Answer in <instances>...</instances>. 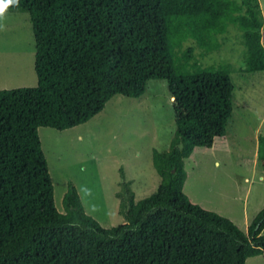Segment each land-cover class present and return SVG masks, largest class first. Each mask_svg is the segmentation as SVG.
I'll list each match as a JSON object with an SVG mask.
<instances>
[{"label": "trees", "instance_id": "16d2710c", "mask_svg": "<svg viewBox=\"0 0 264 264\" xmlns=\"http://www.w3.org/2000/svg\"><path fill=\"white\" fill-rule=\"evenodd\" d=\"M211 17L207 0H0L27 12L36 45L37 87L0 91V264H245L264 261V209L247 233L192 204L182 192L183 161L194 148L223 138L235 85L223 63L202 67L217 52L232 4ZM0 10V11H2ZM264 31V29H263ZM165 81L175 134L153 152L156 191L134 202L121 171L116 193L124 222L111 229L87 216L69 185L54 205L38 129L79 127L115 96L139 99L150 81ZM264 174V137L258 138Z\"/></svg>", "mask_w": 264, "mask_h": 264}, {"label": "rangeland", "instance_id": "374dc122", "mask_svg": "<svg viewBox=\"0 0 264 264\" xmlns=\"http://www.w3.org/2000/svg\"><path fill=\"white\" fill-rule=\"evenodd\" d=\"M226 30L217 35L219 50L201 56L202 67L223 63L235 85L233 113L223 138L211 148H194L183 161L182 192L192 204L230 220L241 232L264 209V174L258 168V138L264 137V0H229ZM214 18L219 0H207ZM36 45L27 12L0 11V91L37 87ZM175 134L172 100L165 81H150L139 99L115 96L87 123L66 131L38 129L53 186L54 205L68 186L84 213L100 227L124 222L118 215L121 171L139 202L153 194L159 177L153 152H166ZM264 236V230L261 232ZM264 264L252 258L249 264Z\"/></svg>", "mask_w": 264, "mask_h": 264}, {"label": "crops", "instance_id": "0c3cea01", "mask_svg": "<svg viewBox=\"0 0 264 264\" xmlns=\"http://www.w3.org/2000/svg\"><path fill=\"white\" fill-rule=\"evenodd\" d=\"M171 100H172V99H171ZM257 257H258V256H257ZM254 258H256V257H254ZM251 259H252V258L247 259L246 262H245V264H249V262H251ZM263 262H264V261H263ZM253 263H254V261L252 262V264H253Z\"/></svg>", "mask_w": 264, "mask_h": 264}, {"label": "snow or ice", "instance_id": "6c2138e0", "mask_svg": "<svg viewBox=\"0 0 264 264\" xmlns=\"http://www.w3.org/2000/svg\"><path fill=\"white\" fill-rule=\"evenodd\" d=\"M4 6L5 5L3 3H0V10H2Z\"/></svg>", "mask_w": 264, "mask_h": 264}, {"label": "clouds", "instance_id": "9594fccd", "mask_svg": "<svg viewBox=\"0 0 264 264\" xmlns=\"http://www.w3.org/2000/svg\"><path fill=\"white\" fill-rule=\"evenodd\" d=\"M9 2H10V3H14V2H16V0H9Z\"/></svg>", "mask_w": 264, "mask_h": 264}]
</instances>
